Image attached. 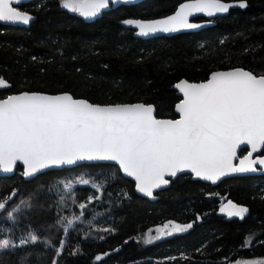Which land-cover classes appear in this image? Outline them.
<instances>
[{
  "label": "trees",
  "instance_id": "obj_1",
  "mask_svg": "<svg viewBox=\"0 0 264 264\" xmlns=\"http://www.w3.org/2000/svg\"><path fill=\"white\" fill-rule=\"evenodd\" d=\"M60 1L23 3L20 9L34 16L28 26L0 23V78L8 85L0 87V98L22 91L67 92L102 105L153 104L156 117L175 118L180 96L171 86L182 78L200 82L215 70L235 67L264 75V0H245L247 7L230 10L198 31L149 39L135 37L119 22L162 17L185 0L110 4L95 19L66 10ZM79 178L90 183H76ZM67 181L73 182L70 192L63 188ZM13 192L7 208L0 210V239L19 245L34 232L39 240L0 250V264H229L239 258L264 259V170L216 185L183 174L146 199L113 164H80L29 180L17 165L13 175L0 177V199ZM89 197L94 198L91 203ZM229 200L248 209L243 218L221 211ZM80 203L87 208L81 210ZM18 205L22 210L12 221L7 214ZM81 211L84 215L66 235L64 218L73 219ZM167 221L192 227L148 244L140 241L148 229Z\"/></svg>",
  "mask_w": 264,
  "mask_h": 264
},
{
  "label": "snow or ice",
  "instance_id": "obj_2",
  "mask_svg": "<svg viewBox=\"0 0 264 264\" xmlns=\"http://www.w3.org/2000/svg\"><path fill=\"white\" fill-rule=\"evenodd\" d=\"M20 3L21 0H0V22L28 24L33 17L14 6ZM61 6L91 18L107 8L109 0H61ZM233 6L236 5L223 0H188L165 19L125 23L138 27L141 35L176 32L201 26L189 22L194 13L213 16L226 13ZM238 6L245 8L247 4L239 0ZM7 86L0 78V87ZM176 87L183 94L175 105L179 119H157L151 104L100 105L67 93L22 92L0 98V171L11 173L17 162H22L23 175L31 177L49 168L78 162L111 161L134 178L139 192L151 197L154 189L169 183L166 176L174 177L185 169L215 183L230 172L255 171L256 165L264 166V154L252 158L253 153L264 149V75L235 68L212 72L200 83L181 80ZM241 145L250 146L251 151L240 159L239 166H234L232 162ZM62 183L65 191L72 190V181ZM76 183L88 185L90 181L79 178ZM92 187L99 191L101 186L92 183ZM15 195L13 192L0 199V210H5ZM93 199L89 197L88 202ZM21 205L31 207L26 201H21ZM87 206L78 205L81 210ZM21 210L19 205L13 207L8 218L15 221L14 213ZM221 211L229 217L243 218L248 209L229 200ZM83 215L81 211L73 219L64 218L66 235L74 220ZM191 227L169 222L157 228L155 236L149 230L145 243ZM38 240L34 232L21 239L19 245L10 239H0V250ZM63 248L62 241L57 256ZM95 259L100 261L102 257L98 255ZM236 264H264V260L236 261Z\"/></svg>",
  "mask_w": 264,
  "mask_h": 264
},
{
  "label": "water",
  "instance_id": "obj_3",
  "mask_svg": "<svg viewBox=\"0 0 264 264\" xmlns=\"http://www.w3.org/2000/svg\"><path fill=\"white\" fill-rule=\"evenodd\" d=\"M29 1H31V0H21V3H20L19 5H21L22 3H27V2H29ZM124 2H126V0H115V2H113V0H109V5L112 4L113 6H118V5H120V4L124 3ZM186 2H188V0H185V1L181 2V3H186ZM223 2H225V3H232V4L236 5V6L231 7L226 13H216V14H214L213 16H207V15L204 14V13H194L192 16L189 17V22H190V23H195V24H199V25H201V26L198 27V28H192V29H180V30H178V31H176V32H169V33L156 32V33H150V34H148V35H141V34L139 33V28H138V27H136L135 25H130V24H126V23H125V21H127V20H136V21H142V22H149V21H155V20L165 19V18H167L168 16L174 15L175 12L177 11L179 5H180L181 3L177 5V7L175 8V10H174L173 12H171V13L168 14V15L162 16V17L153 18V19L126 18V19L121 20L119 23H120L123 27H125V28H130V29H132V30H133V35H134L135 37H138V38H141V39H149V38H153V37H157V36H167V37H169V36H173V35L180 34V33H185V32H195V31H198V30H200V29H202V28H205V27H207V26L212 25V24L214 23L213 20H214L215 18H217V17H222V16L227 15V14L229 13L230 10L237 9V8H238V9H243V8H240V7L238 6L239 0H238V1H224V0H223ZM19 5H14V6L18 7ZM107 8H108V7H107ZM107 8L102 9L98 15H96L95 17H91V19H95L96 17H99V16L101 15V12L107 10ZM20 11H21V10H20ZM26 13H27V12H26ZM28 14H29V13H28ZM29 15H31V14H29ZM31 16H32L33 19H34V16H33V15H31ZM196 18H201V19H200V20H197ZM33 19H32V20H33ZM32 20H31V21H32ZM31 21H30V22H31ZM30 22H29V23H30ZM0 23H1V24H5V25H12V26H28V24H29V23H28V24H23V23H20V22H17V23H12V22H0ZM235 68H240V67H235ZM235 68L225 69V70H215V71H213V72H217V71H228V70H232V69H235ZM245 70H246V69H245ZM211 73H212V72H211ZM211 73H210V74H211ZM210 74L208 75L207 79L209 78ZM207 79H206V80H207ZM181 80H186V79L182 78V79H180L179 81L175 82V83L171 86V88L174 89V90L176 91L177 95L180 96V100L183 99V94H182V93L180 92V90L176 87V85H177ZM206 80H204V81H206ZM186 81H188V80H186ZM204 81H200V82H204ZM188 82H189V83H200V82H191V81H188ZM22 92H30V91H22ZM22 92H19V93H22ZM19 93H13V94H10V95H16V94H19ZM30 93H33V92L31 91ZM35 93L48 94V95H59V94L67 93V92H61V93H44V92H35ZM67 94H70V93H67ZM70 95H71V94H70ZM8 96H9V95H8ZM6 97H7V96H6ZM6 97H4V98H6ZM74 98H75V97H74ZM76 99H82V98H76ZM180 100H179L177 103H179ZM88 102H89V101H88ZM90 103H91V102H90ZM136 103H143V102L121 103V104H136ZM177 103H176V104H177ZM94 104H96V103H94ZM143 104H146V103H143ZM176 104H175V105H176ZM100 105H102V104H100ZM146 105H147V104H146ZM151 105H153V104H151ZM153 107H154V105H153ZM154 109H155V107H154ZM174 112H175V115H176L175 118H160V117H156V118H157V119H179V113L176 112V110H175V106H174ZM154 115H155V111H154ZM155 116H156V115H155ZM242 149H246V152H245L243 155H239V153H240V151H241ZM249 151H251V147H250V146H248V145H241V146L237 149V158L233 160V162H232L233 165H234V166H239L240 159H242L245 155H247ZM261 151H262V150H261ZM261 151H260V152H257V153H253V157H252V158H253V159L257 158V156L260 155ZM96 163H108V164H113V165H115V166L119 169V165L116 164L115 162H111V161H92V162H89V161H83V162H78L77 164H74V165H65V166H62V167H59V168H55V167H54V168H49V169L44 170L43 172H45V171H50V170H59V169H63V168H72V167H75V166L80 165V164H96ZM17 165H20V166L22 167V174H23V172H24V166H23L22 162H17V164H16L15 169H14L13 172H11V173H4V172L0 171V177H5V176H11V175H13V174L15 173V170H16ZM255 167H256V170H255V171L230 172V173L224 175L223 177H221V178H220L219 180H217L215 183H213V182H211V181L204 180V179L199 178V177H196L195 174L192 173L190 170L185 169V170H183V171H181V172H178L177 175L174 176V177H172V176H166L165 179H167V180L169 181V183H168L167 185H162V186H161L160 188H158V189H154V190H153V195H152L151 197L145 195L144 193L139 192V191L136 189V182H135L134 178L125 175L120 169H119V171L121 172V174H122L125 178H127V179H129V180H131V181L133 182V184H134V191H135V193H136L137 195H139V196H141V197H144V198H146V199H152V198L154 197V194H155L156 192L161 191V190L167 188V187L170 185V181L173 180V179H175V178H176L177 176H179V175L187 174V175H190V177H191L192 180H199V181H201V182H204V183H207V184H210V185H216V184H218L220 181H222V180L225 179V178H229V177H239V176H240V177H241V176H253V175L257 174V170H259V169H260V170H264V166L256 165ZM43 172H41V173H43ZM39 174H40V173H39ZM36 175H37V174H36ZM36 175L31 176V177H25V176L23 175V179H24V180H29V179L35 177Z\"/></svg>",
  "mask_w": 264,
  "mask_h": 264
},
{
  "label": "rangeland",
  "instance_id": "obj_4",
  "mask_svg": "<svg viewBox=\"0 0 264 264\" xmlns=\"http://www.w3.org/2000/svg\"><path fill=\"white\" fill-rule=\"evenodd\" d=\"M135 1H137V0H126V2L127 3H130V2H135ZM60 4H61V1H60ZM62 7V6H61ZM64 8V7H63ZM66 9V8H65ZM66 10H68V9H66ZM68 11H70V10H68ZM70 12H72V11H70ZM169 222H172V221H167V222H165V223H163V224H161V225H157V226H154V227H152V228H150V229H148L141 237H140V241L141 242H143V243H145V239L147 238V235L149 234V230H152L151 231V235H153V236H155V235H157V232L155 231L157 228H162L165 224H168ZM172 223H175V224H180V223H176V222H172ZM180 225H187V224H180ZM173 234H176V233H173ZM172 234V235H173ZM167 236H171V235H164V236H161L159 239H162V238H164V237H167ZM159 239H157V240H159ZM154 241H156V240H154ZM154 241H152V242H154ZM251 241V238H248V240H247V243H249ZM145 244H148V243H145ZM259 260H264V259H257V258H248V259H244V258H239V259H237L236 261H259ZM236 261H234V262H231V263H229V264H236Z\"/></svg>",
  "mask_w": 264,
  "mask_h": 264
},
{
  "label": "flooded vegetation",
  "instance_id": "obj_5",
  "mask_svg": "<svg viewBox=\"0 0 264 264\" xmlns=\"http://www.w3.org/2000/svg\"><path fill=\"white\" fill-rule=\"evenodd\" d=\"M22 4H23V3H22ZM22 4H21V5H22ZM21 5L18 6V9H19V10H21V9H20V6H21ZM21 11H23V10H21ZM72 13H75V12H72ZM78 14H79V13H78ZM262 150H263V149H262ZM261 154H264V153H262V151H261L260 155H261ZM262 171H263V170H260V169H259V170H257V173H260V172H262Z\"/></svg>",
  "mask_w": 264,
  "mask_h": 264
}]
</instances>
